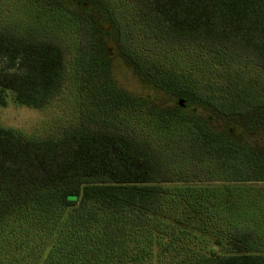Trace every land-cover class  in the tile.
I'll use <instances>...</instances> for the list:
<instances>
[{
    "label": "trees",
    "instance_id": "trees-1",
    "mask_svg": "<svg viewBox=\"0 0 264 264\" xmlns=\"http://www.w3.org/2000/svg\"><path fill=\"white\" fill-rule=\"evenodd\" d=\"M24 1L0 107L72 85L82 117L0 126V264H264V207L234 195L264 193V0Z\"/></svg>",
    "mask_w": 264,
    "mask_h": 264
},
{
    "label": "rangeland",
    "instance_id": "rangeland-1",
    "mask_svg": "<svg viewBox=\"0 0 264 264\" xmlns=\"http://www.w3.org/2000/svg\"><path fill=\"white\" fill-rule=\"evenodd\" d=\"M24 3V0H0V23L21 16ZM116 75L123 87L139 93L140 84L126 67L119 65ZM8 100V106L0 107V126L12 128L26 136L38 139L56 138L81 121L82 101L72 85H68L50 105L41 110L20 106L11 96ZM239 190L234 194L238 199L249 193L245 199L250 202L260 201V205L264 207V193H259L260 188H250L251 193ZM263 212L264 209L259 210V213ZM214 239L215 237L206 236L205 243L201 244L202 250L209 249Z\"/></svg>",
    "mask_w": 264,
    "mask_h": 264
},
{
    "label": "water",
    "instance_id": "water-1",
    "mask_svg": "<svg viewBox=\"0 0 264 264\" xmlns=\"http://www.w3.org/2000/svg\"><path fill=\"white\" fill-rule=\"evenodd\" d=\"M182 103V102H181ZM183 104V103H182Z\"/></svg>",
    "mask_w": 264,
    "mask_h": 264
}]
</instances>
